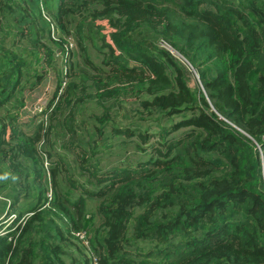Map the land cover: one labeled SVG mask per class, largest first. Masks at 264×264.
I'll return each mask as SVG.
<instances>
[{"label":"trees","instance_id":"1","mask_svg":"<svg viewBox=\"0 0 264 264\" xmlns=\"http://www.w3.org/2000/svg\"><path fill=\"white\" fill-rule=\"evenodd\" d=\"M4 25L34 42L16 59L0 41V264H66V250L76 249L70 238L83 249L70 264H264V0H0ZM70 34L83 59L67 64L60 98L68 106L81 97L132 101L138 120L168 123L151 137L95 118L92 147L76 155L93 191L77 184L47 205L43 192L20 183L19 161L44 164L40 148L66 113L55 111L63 100L51 98L59 84L52 95L36 86L45 78L36 65L44 58L46 73ZM187 67L201 82L199 95ZM40 115L47 127L18 129ZM55 172L42 179L50 191L62 183ZM87 199L96 202L93 214ZM8 215L15 219L3 227ZM85 230L88 250L73 236Z\"/></svg>","mask_w":264,"mask_h":264},{"label":"rangeland","instance_id":"2","mask_svg":"<svg viewBox=\"0 0 264 264\" xmlns=\"http://www.w3.org/2000/svg\"><path fill=\"white\" fill-rule=\"evenodd\" d=\"M24 7H30L24 6ZM42 15L45 20V23H48L49 19H53L52 16L49 13L42 11ZM47 21V22H46ZM49 24V23H48ZM73 33L74 31L71 29L70 31ZM31 36H22V34L16 30H10V26H5L0 30V41H2L7 48H13L12 51L16 55V59L20 57H24L25 55H22V49L23 47L27 46L31 42H34V39ZM71 44V48L73 51V57L72 60H70V53H67L66 55L62 57H54V59L51 61V66L47 67L46 73L42 72L41 68L43 65H45L44 58L41 57L38 65L36 67L38 68V72L40 74H43L45 78L38 83L36 86H40V90H43L44 88L48 89L50 88V95L56 90V85H60V89H58V94L55 92L52 95V101H57L60 96L64 95V93H61L65 87V79H66V69H67V64L68 62H73L77 64H81L83 59L80 51L78 50L77 43L74 37L71 36V34L68 37H65ZM51 41H53L52 38H50ZM50 39H44V43H46L48 46H50L51 42ZM156 45H159L160 47H163L164 50H167V46L163 44L161 41L156 42ZM52 49L54 48V45H51ZM67 48L69 45L67 44ZM85 47H86V54L88 55L87 57L90 58L96 65L101 64L102 57L96 52L95 48L85 42ZM169 51V50H168ZM171 53V52H170ZM174 57L178 58L182 63H184L178 55L173 54ZM4 58V57H3ZM56 67H55V66ZM42 66V67H41ZM62 69L64 71L62 72ZM188 72L190 73V77L188 78V86L192 90L197 91V95L200 93V86L201 82H198V79L196 78V75H194V70H191L188 68ZM51 81L50 85L48 81ZM46 84V85H45ZM35 87V85H34ZM200 89V90H199ZM66 92V89H65ZM46 98L39 99L38 102L41 103L44 101ZM62 101V104L59 105L58 109L55 108V111L57 110V113H60L62 111H66L64 115H58L59 119L54 122L53 124V132L49 134L47 137L48 143L43 144L40 148V152H42L44 155V164L42 162V166L40 165H34L30 168H28V162L27 161H19V165L21 167V181H23V185H30L32 188L29 192L31 194H35V196H38L37 194L41 191L43 192L42 200L44 201L43 203H46L47 205L51 203V200H53L54 195H57L59 199H62V196L60 195V190L64 189L67 190L70 187L75 188L78 186L77 184H82L83 187L89 188L91 191H93L94 185L89 183V178L86 176L84 172H81L77 170V167L79 165V160L76 157L77 153L82 151L86 145L87 148H91L92 145L91 143L96 139L94 133H93V126L95 124V118H101L103 116H109L111 123H114L115 125H118L120 127H126V128H131L136 127L141 130L142 133L147 132L146 134L150 135L151 137L153 136L154 132L158 130L159 127L164 126L166 123V119L160 118L159 116L154 115L157 117V119L154 116H151L149 118H145L147 116H138L136 114L138 110V104L132 101H106V102H99L96 99L93 100H88L86 97H81L78 99V102L76 105L72 104L71 106H68V101L67 98H60ZM50 123L49 118L47 119L44 116H39L36 118L34 122H32L30 125L26 126H20L18 129H21L22 132L28 134H31L33 130L35 129L36 126L39 124H44V127H47ZM84 124H87V127L84 126ZM158 125V126H157ZM13 130V129H12ZM107 128L105 129V131ZM33 136V135H32ZM116 138V137H115ZM119 139L122 140H127L124 137H118ZM157 138L151 139L152 141H155ZM133 142H138L136 138H133ZM85 146V147H84ZM115 149H113L114 151ZM127 155L128 151L127 150H122L118 152L119 156H123V154ZM115 155L111 154L110 157H106L104 164H110L113 162ZM65 162L64 168H59L55 164H62ZM115 165V164H114ZM132 166V165H130ZM57 168L56 176L59 178V180L62 182L61 186H57L56 189L53 191L48 190V184L46 185L45 182L42 180L44 178V175L46 176L45 178L48 179V176L50 175V171L52 168ZM31 171H34V176L30 175L29 179H25ZM31 169V170H30ZM24 170V171H23ZM35 170L41 172V175L36 176ZM27 181V182H25ZM35 183H34V182ZM18 182V181H17ZM16 182V184H17ZM15 184V187H16ZM12 186V184H10ZM20 188V187H19ZM51 188V187H50ZM97 187L95 186V189ZM69 194V193H67ZM32 198H29L28 196H23L19 201L20 202H30ZM69 199L71 201L77 200L78 195L77 194H71L69 196ZM89 200V199H87ZM32 203V202H31ZM29 203V205L31 204ZM95 205L96 202L89 200L86 203L87 207V212L88 213H94L95 211ZM30 206L28 207H22L18 208V211H26L29 209ZM17 215V214H16ZM5 216L0 218V222L3 223V218ZM14 216L8 215L7 216V224H4L3 227L6 226H11L12 221L14 220ZM22 219H25V216L22 217ZM23 222V220H22ZM0 223V224H1ZM2 231V230H1ZM87 230L81 232V234L86 237L88 236L90 238L91 233L86 232ZM72 244L76 247H69L66 250V253L64 254L63 258L61 259L64 263L70 264V261L72 258L78 259L79 258V251H82L83 249H80V247L77 245V241L74 238H70ZM74 242V243H73ZM78 248V249H77ZM87 251V250H86ZM96 260V259H95ZM93 261V264H96V261Z\"/></svg>","mask_w":264,"mask_h":264},{"label":"built area","instance_id":"3","mask_svg":"<svg viewBox=\"0 0 264 264\" xmlns=\"http://www.w3.org/2000/svg\"><path fill=\"white\" fill-rule=\"evenodd\" d=\"M52 29V37H54V29L53 27L51 28ZM67 44L69 45V47H65V52H69L71 50V44L70 42L67 40ZM74 237L75 238H78L80 240H84L85 237L81 234V233H76L74 234ZM83 244H84V247L88 250L89 249V244H88V241L86 242L85 240L83 241ZM95 260V259H94ZM96 261V260H95Z\"/></svg>","mask_w":264,"mask_h":264},{"label":"clouds","instance_id":"4","mask_svg":"<svg viewBox=\"0 0 264 264\" xmlns=\"http://www.w3.org/2000/svg\"><path fill=\"white\" fill-rule=\"evenodd\" d=\"M49 25H50V28H52L53 27V29L55 28V25H54V23L52 22V21H50L49 22ZM51 35H52V29H51ZM52 38H54V37H52ZM65 42L67 43V39L65 40ZM66 46H67V44H66ZM65 46V47H66ZM72 49V48H71ZM65 50V49H64ZM169 50V49H168ZM57 52L58 53H60V50H57ZM67 53H70V51L69 52H65V54L64 55H66ZM74 236V235H73ZM96 264H97V261H96Z\"/></svg>","mask_w":264,"mask_h":264}]
</instances>
